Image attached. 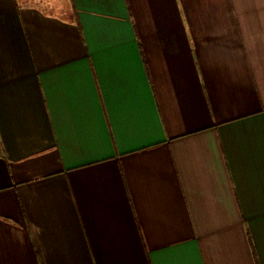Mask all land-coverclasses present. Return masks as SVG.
<instances>
[{
    "label": "crops",
    "instance_id": "crops-1",
    "mask_svg": "<svg viewBox=\"0 0 264 264\" xmlns=\"http://www.w3.org/2000/svg\"><path fill=\"white\" fill-rule=\"evenodd\" d=\"M0 264H264V0H0Z\"/></svg>",
    "mask_w": 264,
    "mask_h": 264
},
{
    "label": "rangeland",
    "instance_id": "rangeland-1",
    "mask_svg": "<svg viewBox=\"0 0 264 264\" xmlns=\"http://www.w3.org/2000/svg\"><path fill=\"white\" fill-rule=\"evenodd\" d=\"M58 1H60V0H52L53 3H57ZM61 2L63 3V2H66V1H61ZM54 12H55V13H61V12L59 11V8H58L57 6L54 8Z\"/></svg>",
    "mask_w": 264,
    "mask_h": 264
}]
</instances>
